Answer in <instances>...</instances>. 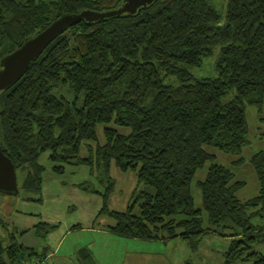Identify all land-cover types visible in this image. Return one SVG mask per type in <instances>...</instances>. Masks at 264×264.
<instances>
[{"label":"trees","instance_id":"1","mask_svg":"<svg viewBox=\"0 0 264 264\" xmlns=\"http://www.w3.org/2000/svg\"><path fill=\"white\" fill-rule=\"evenodd\" d=\"M124 2L0 0V60L64 14L103 12ZM215 53L217 74L196 77L192 68ZM249 104H264V0H226L223 11L211 0H155L133 14L81 19L57 35L0 91V146L26 172L25 191L42 192L46 152L56 174L71 164L89 166L104 189L90 180L76 186L101 195L100 214L114 220L109 230L116 236L179 237L196 250L207 235L230 229L226 264H264V149L251 159L259 195L244 202L236 196L243 182L212 162L209 151L238 154L248 144ZM100 125L103 144L97 143ZM208 161L207 177L197 180L200 208L193 183ZM114 166L137 175L140 189L125 210L109 207ZM56 228L39 225L40 232ZM32 254L38 253L23 244L0 242V264ZM78 254L94 264L87 248Z\"/></svg>","mask_w":264,"mask_h":264},{"label":"rangeland","instance_id":"2","mask_svg":"<svg viewBox=\"0 0 264 264\" xmlns=\"http://www.w3.org/2000/svg\"><path fill=\"white\" fill-rule=\"evenodd\" d=\"M211 2L221 11L226 5V0H211ZM216 59V53L206 57L201 66L192 68V73L196 77L215 76L217 74L214 66ZM246 118L249 142L240 153L230 154L213 147L209 148L210 153L214 155L212 162L229 168L233 173L234 182H243V185L236 190V196L243 202L258 196L261 188L258 171L251 159L264 149V104L261 109L254 104L247 105ZM121 130L126 129L122 128ZM97 135V143L103 144L105 142L103 125L98 127ZM92 144L94 147V142ZM88 147L89 145H85L81 151L85 157L89 155ZM41 161L46 166L43 172L44 182L41 193L25 191L21 187L26 172L20 169L17 170L19 194L9 195L0 192V242L6 246L12 242L21 244L24 242V238L20 236L22 227H28L44 219L56 220L61 222V225L56 228L52 238L58 235L63 238L64 245H60L59 249H56L52 242H46L47 240L43 239L36 241V238L33 237L32 241H36L34 246L39 252L38 255L24 256L20 262H15V264H91L88 257L83 260H75V253L78 251L72 252L67 248L69 241H75L78 249L86 244L74 239L81 233L66 234L65 230L60 229H69L74 224H81V229H91L90 226L94 223L95 216L102 206L100 198L95 200L93 197L94 195L100 197V195L88 193L93 195L88 200L84 198L87 193L75 184L90 180L96 184L98 189L103 190L104 188L96 178V182L94 181V176L87 165H67L64 174H56L52 170L47 152L41 156ZM212 162L208 161L199 169L194 179L193 195L196 207H204L203 192L197 186V180H204L207 177ZM111 175L115 179L116 185L114 193L110 197V208L125 210L134 192L140 189L137 175L134 171L123 172L116 166L112 167ZM29 196L42 197V200L26 199ZM253 220L254 222L261 221L257 218ZM97 222L101 226H107L114 223V220L102 215ZM97 226L98 224L95 228H98ZM229 233L232 231L225 229L224 235H207L201 240L196 250L191 249L190 244L179 237L163 241L124 238L115 235L116 240H110L105 235L86 233L83 239L91 240L92 243L96 241L95 246L91 245L90 248L94 264H226L225 252L231 245ZM28 237L30 235L26 239ZM26 239L25 241H27ZM44 246H46L45 249ZM261 248L264 251V247ZM232 264H243V262L237 260Z\"/></svg>","mask_w":264,"mask_h":264},{"label":"water","instance_id":"3","mask_svg":"<svg viewBox=\"0 0 264 264\" xmlns=\"http://www.w3.org/2000/svg\"><path fill=\"white\" fill-rule=\"evenodd\" d=\"M155 0H125L120 8L95 12L83 11L79 14H64L55 20L49 27L27 40L23 45L7 54L0 61V91L11 87L29 69L31 62L36 60L49 45V43L69 26L81 19L88 21L100 18L122 15L124 13H136L140 7L149 5ZM0 192L17 195L19 184L17 170L12 160L0 146Z\"/></svg>","mask_w":264,"mask_h":264},{"label":"crops","instance_id":"4","mask_svg":"<svg viewBox=\"0 0 264 264\" xmlns=\"http://www.w3.org/2000/svg\"><path fill=\"white\" fill-rule=\"evenodd\" d=\"M75 186H76V184H75ZM100 190H102V189H100ZM97 195H99V194H97ZM90 196H93V195L87 193L86 195H84V198H87L89 200L90 199ZM93 197L95 198V200H97L96 198H100V200L102 201V206H101V208L99 209L98 213L95 216L96 218L94 220V223L92 222L93 224H91V226H90L91 229H81L82 228V225L81 224H74V225L70 226L69 229H60L62 231L65 230L66 231V234H74V233L80 234L81 233V235H79V237H75L74 239L75 240H78L79 242L80 241H83V243H86V244H83V246H81L78 249V248H76L77 245L75 244V241H73V242L69 241L68 247H67L69 251H72L73 252V251H79L81 248H87V250H89L90 251V254L93 256L90 248L92 247L91 245H93V247L95 246L96 241L94 243H92L91 240H88V239L87 240H84L83 239V236L86 233H96V234H99V236H102V235L104 236L105 235V237L106 238L108 237V239H110V240H116L115 238L118 237V236L115 237V235H113V233L109 230V225H107V226H101L100 223L97 222V220H98V218L100 216L106 215V214H100L101 213V210H102V207H103V199H102L101 195H100V197L99 196H96V195H94ZM109 201H110V199H109ZM109 207H110V205H109ZM106 216H108V215H106ZM43 222H47L50 225H57V227H59L61 225V222H59V221L51 220V219H44V220H41V221H39V222H37L35 224H32V225H30L28 227H25V228L22 227L23 229H21V231H20V236L22 238H24V242H21V244H23L24 246L28 247V249L35 250L37 253H39V252L36 250L37 248L34 246V243L37 240H39V239H43L45 241L47 240L46 242H49V241L52 242V244L55 245V248L56 249H59V246L60 245H64L63 238H60L58 235H56L55 238H52V235L54 234V231L56 229H50V230H48V232H44V230H43V232H40L39 225H40V223H43ZM97 224H98V226H97L98 228H95V226ZM112 224H110V225H112ZM29 235H30V237H28V239H26V237L29 236ZM49 235H50V237L48 239V236ZM33 237L36 238L35 239L36 240L35 242L32 241L33 240ZM25 239L27 241H25ZM167 240H169V239H167ZM163 241H166V240H163ZM41 245H42V243H41ZM45 248H46V246H44V249ZM32 255H38V254H32ZM75 256H76L75 260L76 259L77 260H81L80 257H79V255H78V252L75 253ZM27 257H28V255H27Z\"/></svg>","mask_w":264,"mask_h":264}]
</instances>
